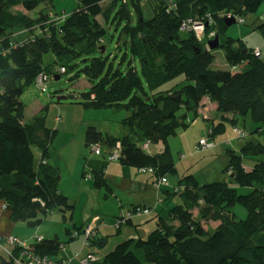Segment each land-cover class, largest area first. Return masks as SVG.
I'll return each mask as SVG.
<instances>
[{
    "label": "trees",
    "instance_id": "obj_1",
    "mask_svg": "<svg viewBox=\"0 0 264 264\" xmlns=\"http://www.w3.org/2000/svg\"><path fill=\"white\" fill-rule=\"evenodd\" d=\"M27 1L34 7L48 2L0 0V201L10 208L13 220L32 227L53 212L61 213L65 220L68 215L73 218L75 204L60 187V171L43 163L57 130L46 126L47 111L34 121H25L21 99L25 89L35 84V78L55 74L59 65L65 68L63 73L83 72L91 82L71 103L85 109L128 111L122 121L127 132L121 137L106 136L95 126L87 128L90 153L105 156L108 163L120 161L137 167L138 174L141 167H153L155 181L167 178L161 187L166 199L179 198L164 216L162 211L157 213L160 220L156 217L157 226L149 233L139 230L143 226L138 223L137 232L127 235L112 250L102 256L90 250L81 262L92 255L95 259L90 264H122L131 255L136 264H264V60L260 49L250 51L229 36L221 41L229 16L236 23L238 17L258 11L264 0H80L68 14L55 12L47 4L38 10L32 7L31 12L18 7ZM144 5L149 6L152 16L145 15ZM129 6L137 11L134 19ZM187 20L208 22L203 40L193 30L181 29ZM112 25L118 31L116 48L124 50L119 61L103 41ZM258 26L264 32V23ZM213 31L219 36L218 47L224 48L230 67L214 66L215 54L206 46L215 38L211 36ZM19 32L25 35L21 40L16 38ZM49 50L55 59L45 66L43 54ZM128 53L139 58L142 74L152 89L180 76L184 79L166 90L146 94L138 68L132 60L124 61ZM239 63L242 65L237 67ZM209 102L216 104L218 116L205 118L210 135L224 133L226 124H230L233 132L227 143L238 139L240 148L227 149L225 178L200 182L190 173L171 186L169 175L177 168L168 138L192 124L194 119H187L190 111L197 116L199 108ZM249 112L258 125L247 132L240 119ZM236 125L241 126L243 136L236 134ZM144 138L162 142L164 149L146 151L141 145ZM204 139L207 145L201 143ZM97 144L98 152L94 150ZM210 144L207 138H201L195 149ZM33 146L41 150L38 165ZM246 156L253 157V167L244 164ZM92 170L94 185L110 191L112 185L104 167ZM246 189L250 191L244 193ZM237 204L246 208V218H238L234 209ZM138 212L147 215L150 210ZM124 218L117 233L124 226L135 225L131 216ZM202 218L217 223L215 229L206 228ZM115 222H119V216H115ZM87 225H72L71 239L79 238L87 247H103L106 236L97 233L85 238ZM39 237L43 238L38 241ZM24 244L34 253L53 258L62 247L56 238L40 234L34 235L31 244ZM12 247L18 256L22 248ZM73 258L64 259L69 264ZM0 259L6 261L3 256Z\"/></svg>",
    "mask_w": 264,
    "mask_h": 264
},
{
    "label": "rangeland",
    "instance_id": "obj_2",
    "mask_svg": "<svg viewBox=\"0 0 264 264\" xmlns=\"http://www.w3.org/2000/svg\"><path fill=\"white\" fill-rule=\"evenodd\" d=\"M79 2L80 0H48V2L42 3L38 7L29 5V3H22L24 5H20L23 6L25 10L29 9L31 6L34 7L35 10H38L40 7L47 4L49 9L55 12L68 14L73 12L79 6ZM148 7V5H144V13L146 16H152L153 13ZM129 12L132 14L134 19L137 15V11L132 6H129ZM242 18L244 21H241ZM260 22L264 23V2L258 11L247 13L242 17H238L236 23L229 25L225 33L221 35V41L222 39H226L227 36H229L237 41L236 44L239 43V45H245V47L250 51L254 49H260L261 59L264 60V32L258 26ZM215 29L218 32V27H215ZM206 31L207 30L204 29L202 33L204 34ZM214 32L215 31L211 32V36H213ZM24 36V34L19 32L17 33L16 38L21 40ZM117 37L118 31H115V27L112 25L105 31L103 41L107 45V51L111 52L113 55L116 54L117 56L115 60L119 61L124 55V50H117ZM213 53L215 54V67H230V63L225 57L223 47L217 46L215 49H213ZM54 59L55 54L51 50L43 54V64L45 66L52 64ZM130 60L133 61L132 65H135L138 68L139 73L144 80L146 94L151 95L154 90H166L184 79V76H180L158 86L155 89H152L142 74V66L140 64L139 58L133 57L131 53H128L125 56L124 61L128 63ZM241 65L242 64L239 63L238 67ZM58 69L59 65L56 66L55 70L58 71ZM76 72V70H71L67 73H60L61 77L58 80L55 78H50L46 83V91L39 89L35 84L28 86L21 97L22 101L25 103L23 113L25 121H34L36 117L40 116V114L45 111H47L46 114L49 122H54V120L56 121L59 107L63 108L65 105H67V103L69 104L73 102V100L77 99V97L80 95L78 93L79 91H83L86 89V86L91 85V82L83 72H80L79 74ZM55 90H58V94H54ZM60 94H62V96H66V98L58 100V96ZM53 103H56V106L53 110H51L52 108L50 105ZM214 109H216V106L213 103H209L207 106H203L198 110L197 116H195L193 111H190L187 115V119H194L192 124L186 129H180L177 135L168 138L169 148L172 153L174 164L177 168L176 172L170 173L169 175L171 186H176L180 178L190 173L194 174L200 182L213 181L217 179L220 180L222 176L225 178L226 172L224 169L229 162L227 149L235 148L239 150L240 140L235 139L231 144L227 143V139L232 135L233 132V128L230 126V124H226L227 128L224 133L216 136L210 135L211 130L207 128V121L205 120V117L206 115H210L212 111H216ZM88 111L90 112H88L87 116L91 118L93 123H96L101 127H106L108 125L111 128H116L118 131L115 133V136H122V130L124 127H127L122 122L123 119L128 115V111L126 109L116 110L110 107L101 109L90 108ZM202 115H204V118ZM58 116L59 119L62 118L60 115ZM214 116H216L215 112ZM217 117L218 116H216V118ZM240 121L242 122V127H244L247 132L256 128L258 125L253 120L250 112L241 117ZM56 130V137L52 146L50 147V153L47 157V160L50 164H52L53 161L56 162V164H58L61 169V163L65 161L67 166L77 173H74V177L80 183V189L76 197H73V199L70 198L75 204L73 218L70 220L68 215L67 219L65 220L63 219L61 213L53 212L38 225H32V228L36 229L37 233L43 234L46 232L48 233V237L56 238L62 245L60 249V252H62L69 244L76 242V240L81 241L79 238L71 239V234L69 231L73 229L75 223L81 226L85 224L84 222L87 220L93 221L96 219L97 224L100 225L101 234L106 236L108 241L103 247H87L84 249V253L91 250L102 256L108 250H112V248H114L118 242L127 238V232L121 231L120 233H117L112 221L115 222L114 216H118L123 208V204L121 202H127L120 199L118 195L119 193L123 194L125 189L132 184V182L128 180V177L130 176L131 179H133L135 177V172L132 174V170H130L131 174L128 176L126 175L124 169L119 168L118 166H114L110 169L108 176L110 178V183L114 186L117 195H115V193L112 191V193H109L108 188L106 187H96L92 177L90 176L94 166H89V161L99 159V157L95 156L94 158L90 153V148L88 146L86 147L82 140H76L70 132H65L61 128ZM111 132H113V130H111ZM201 138H207L209 140V144L213 139L214 143L208 145L205 148L196 150L195 145L198 144V141ZM101 147L104 148V144H102ZM151 147L153 148L152 153H157L160 152V149H164V144L160 141H151ZM33 148L35 152V164L38 165L41 162L40 151L37 149V146H33ZM146 151L151 152L150 150ZM244 164L247 167H251L253 164V157L246 156L244 158ZM85 166H88L86 167V173H84ZM141 175L146 177L147 174ZM164 190L165 189L162 188L157 190L155 187L150 185V189L147 193L141 192L135 198V200L141 199L140 204H146L145 207L150 209V213L147 215L133 216L134 222H136L137 225L138 223H142L139 227L145 226L146 233H149L157 226V223L155 222L156 217H158L157 213L162 211L163 213L161 215L164 216L167 213V210L175 205L174 203L179 199L178 196L174 197L173 199H166L167 194ZM249 191L250 190L247 191L246 189L243 192L247 193ZM107 193L108 196H106ZM125 206L126 205H124V207ZM234 209L238 214V218L247 217V210L244 208V206L237 204ZM8 210H10V208H8ZM158 220H160L159 217ZM23 223L24 227L31 226L25 221H23ZM202 223L211 231L214 230L217 225V223L205 218H202ZM127 228L128 226L125 227L126 231ZM135 228L136 225H134V228H132L131 231L135 232ZM78 247H81L80 242L74 246L69 245L68 252H73V250ZM132 263H134L133 257H128L124 264Z\"/></svg>",
    "mask_w": 264,
    "mask_h": 264
},
{
    "label": "crops",
    "instance_id": "obj_3",
    "mask_svg": "<svg viewBox=\"0 0 264 264\" xmlns=\"http://www.w3.org/2000/svg\"><path fill=\"white\" fill-rule=\"evenodd\" d=\"M28 4V2H25ZM24 5V4H22ZM29 5H31V3H29ZM33 6V5H32ZM32 6L29 7V9L25 10L23 6H19V8L25 10L26 12H31ZM55 93L58 94V90L54 91ZM51 106V110L54 109V107L56 106V103H53L50 105ZM58 115H60L62 118L59 119V116L57 115L56 117V121L54 120V122H49L48 121V117L45 120V124L48 128H55V129H63L65 132H70L74 138L76 140H82L86 147L88 146L86 143V131L87 128L89 126H95L98 130H100L104 135H111V136H115V133L118 131V129L116 128H111L110 126H106V127H101L100 125H97L96 123H93V121H91V118H89L88 115V109H85L84 107H82L80 104H74V103H67V105H65L63 108L59 107L58 110ZM214 112L216 114V111H212V113H210V115H206L205 118H210L214 116ZM204 118V115H202ZM111 130H113V132H111ZM104 131H108V132H104ZM123 135L126 134L127 132V127H124V129L122 130ZM117 135V134H116ZM115 137H121V136H115ZM104 148L102 149L105 153V148H106V143ZM37 149L40 151V156H41V150L40 148L37 146ZM162 150V149H160ZM159 150V151H160ZM87 151V150H86ZM92 154V153H91ZM92 156L95 158L99 157V159H94V160H90L89 166H94V168L92 169H97L99 167H104L107 175H109L110 169L114 166H118L119 168L124 169L126 175H130L132 170V174H134L135 172V177L133 179H131V177H128V180L130 182H132V184L127 187L124 191V193H119L118 197L122 200H125L127 202H121L123 204V208H129L131 206L134 205H141L140 204V200H135V198L138 196L139 193L144 192L147 193L150 189V185H152V182L154 180V176L151 175H146V177H143L142 175L137 174V167H132L129 168L131 166H126V165H122L120 163V161H114L111 163L106 162V158L105 156L102 157L97 155V154H92ZM41 160H42V156H41ZM44 164H48L50 166L56 167L61 171V185L60 187L62 188L63 192L69 196V198L76 197V195L79 192L80 189V183L75 179L74 177V173H76L73 169H70L66 162L63 161L61 163L62 165V169L58 166V164H56V162L53 161L52 164H50L47 160V158H45L43 160ZM85 166L84 169H87ZM77 174V173H76ZM115 179V178H114ZM111 184V183H110ZM112 185V184H111ZM116 194V191L114 189V186L112 185V188L110 189L109 193L112 192ZM136 201V202H134ZM124 205H126L124 207ZM142 205H146V204H142ZM6 203H4L3 201H0V256H3L5 258V262L0 259V264H18L15 262V260H12L9 258L8 256V252H12L13 251V247L12 245H9L8 243H6V239L7 237H11V236H16L19 237L21 240H24V242H26L27 244H31L34 241V235L35 233H37V230L32 228L31 226H25L24 227V223L22 220L19 221H14L13 218L11 217V211L8 210V208H5ZM115 218V216H114ZM133 223L136 225L137 223L134 222V217L131 218ZM91 223L92 221H85L83 224L84 226H86L88 223ZM155 222L157 223V218L155 220ZM97 223V222H96ZM112 223L114 224L115 222L112 221ZM28 224V223H27ZM98 225V224H97ZM134 228V225H131V227L127 228V231L125 230V226L121 228L122 231L127 232V235H130L132 233L131 229ZM98 229L100 231V225H98ZM138 229L137 226L135 228V230ZM35 230V231H34ZM115 230H118L117 228H115ZM139 230L142 231H146L145 230V226L141 228H139ZM101 234V231L99 232ZM40 234L44 237L50 238L48 237V233L44 232L42 233H37ZM145 234H147L145 232ZM103 235V234H102ZM120 237V236H119ZM108 241V239H107ZM81 243V247L79 248H75L73 250V252H68V246H74L78 243ZM67 246V248L65 250H63L62 252H58L57 255L54 256V259L56 260H62L64 258H73L74 255L78 254L77 257L73 258L69 264H82V262L80 261L81 258L85 257L87 254H89V252L87 251L86 253H84V249L87 248V246L84 244V242L78 241L76 240V242H73L71 244H69ZM90 251V250H89ZM129 257H132L131 255H129ZM127 260V259H126ZM125 260V261H126ZM134 263L132 264H136V259L133 257ZM125 261L122 263L124 264Z\"/></svg>",
    "mask_w": 264,
    "mask_h": 264
},
{
    "label": "built area",
    "instance_id": "obj_4",
    "mask_svg": "<svg viewBox=\"0 0 264 264\" xmlns=\"http://www.w3.org/2000/svg\"><path fill=\"white\" fill-rule=\"evenodd\" d=\"M182 30H193V32L197 35V37L200 40H203L204 34L202 33L203 30L205 29V23L199 20H187L185 21L182 26H181ZM203 42V41H202ZM204 43V42H203ZM256 54H259L258 51H256ZM62 71H65V68H62ZM48 80V75L44 74V75H39L36 79H35V83L37 85L40 86L41 90H45V85L44 82ZM236 134L238 136H243L244 133L242 131V129L240 128L239 125L236 126L235 128ZM201 143L204 145H207V140H201ZM141 145L144 149L146 150H150L152 153L153 152V148L151 147V141L147 138H144L141 142ZM117 147H120V142L117 143ZM98 146L94 147V150H96L97 152L98 150ZM118 156L117 153L114 154V158H116ZM139 173L140 174H147V175H153L155 176L156 174V170L153 167H141L139 168ZM165 183H167V178L166 177H161L159 178L157 181L154 180L153 182V186L157 189L161 188L163 185H165ZM6 208V206H5ZM148 210H144V213H147ZM97 233V230L95 229V227L90 224L87 226L86 228V232H85V238H89L94 236ZM43 237H39L38 241H40ZM2 240V239H0ZM6 243H8L9 245H13L14 247L18 246L21 249L19 255L15 256L13 252H8L9 255L11 257L14 258L15 262L18 264H68L67 260L62 259V260H56L53 257L49 256V255H41V254H37L34 253L33 251L30 250L29 247H26L24 242L16 236H11L8 237L6 239ZM95 259V256H88L86 258H84L82 260L83 264H90L91 261H93Z\"/></svg>",
    "mask_w": 264,
    "mask_h": 264
},
{
    "label": "clouds",
    "instance_id": "obj_5",
    "mask_svg": "<svg viewBox=\"0 0 264 264\" xmlns=\"http://www.w3.org/2000/svg\"><path fill=\"white\" fill-rule=\"evenodd\" d=\"M231 17L229 16L228 17V19H230ZM207 24H208V22L207 23H205V30H206V26H207ZM197 36V35H196ZM213 36H217V33H215L214 32V34H213ZM214 39V38H213ZM212 39V40H213ZM212 40H210V41H212ZM210 41L208 42V43H206V46H207V49H211V47H210ZM203 43V42H202ZM204 44V43H203ZM215 49V48H214ZM211 50H213V49H211ZM257 51H259V50H257ZM6 52H7V50H6ZM257 55H259V54H257ZM238 67V66H237ZM236 66H233V69H236L237 68ZM62 68H64V67H62ZM62 68H59L58 69V71L55 73V74H50V75H48V74H46V75H48V80L50 79V78H57V77H61V74L63 73V72H65V71H62ZM61 73V74H60ZM56 75H58V76H56ZM36 79V78H35ZM48 80H46L45 82H44V85H45V88L47 89V81ZM36 84V83H35ZM61 96V95H60ZM209 103H213V102H209ZM214 105L216 106V104L214 103ZM203 106H207V103H204L203 104ZM202 106V107H203ZM200 109V108H199ZM214 110H216L217 111V108L216 109H214ZM212 118V117H211ZM210 119V118H209ZM237 126V125H236ZM240 126V125H239ZM241 127V126H240ZM148 139V138H147ZM118 143V142H117ZM117 143H116V146H117ZM95 146H99L98 144L97 145H95ZM140 174V173H139ZM141 175V174H140ZM151 176H153V175H151ZM152 184H153V182H152ZM7 206V205H6ZM8 208V207H7ZM150 210L149 208H147V207H145V206H139V208H122V210L120 211V213H119V222L118 223H114L113 225H114V227L115 228H119L120 227V225H121V223L123 222L122 220H124L125 218L124 217H127V216H131V218L134 216V215H140V212H138L139 210ZM97 220L95 219V220H93L90 224H92L94 227H95V229L97 230V233H99V229H98V225H97ZM89 223H88V225H90ZM87 225V226H88ZM96 233V234H97ZM8 238V237H7ZM3 241V240H2Z\"/></svg>",
    "mask_w": 264,
    "mask_h": 264
},
{
    "label": "water",
    "instance_id": "obj_6",
    "mask_svg": "<svg viewBox=\"0 0 264 264\" xmlns=\"http://www.w3.org/2000/svg\"><path fill=\"white\" fill-rule=\"evenodd\" d=\"M234 22H235V19H229V20L226 21V23L228 25H231ZM217 46H219V36L218 35L212 41H210V47H211V49H214ZM55 79L58 80L59 77H57ZM65 98H66V96H62V95L61 96L60 95L58 96V100L65 99Z\"/></svg>",
    "mask_w": 264,
    "mask_h": 264
},
{
    "label": "flooded vegetation",
    "instance_id": "obj_7",
    "mask_svg": "<svg viewBox=\"0 0 264 264\" xmlns=\"http://www.w3.org/2000/svg\"><path fill=\"white\" fill-rule=\"evenodd\" d=\"M60 95H62V94H60Z\"/></svg>",
    "mask_w": 264,
    "mask_h": 264
}]
</instances>
